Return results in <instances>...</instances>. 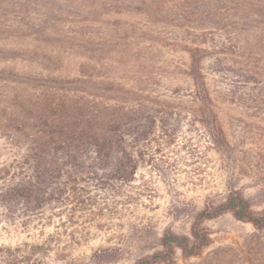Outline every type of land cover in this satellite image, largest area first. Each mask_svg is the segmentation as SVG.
<instances>
[{
	"label": "rangeland",
	"instance_id": "374dc122",
	"mask_svg": "<svg viewBox=\"0 0 264 264\" xmlns=\"http://www.w3.org/2000/svg\"><path fill=\"white\" fill-rule=\"evenodd\" d=\"M131 1L0 0V166L17 155L16 114L52 84L29 78L115 80L142 92L157 120L134 181L145 187L141 203L96 221L0 215V264L4 253L18 264H133L166 231L189 235L195 215L232 191L264 211V18L237 24L224 0H165L160 10ZM222 41L218 54L206 51ZM198 43L206 107L189 74ZM205 227L213 244L200 259L178 254V264H264V229L230 214Z\"/></svg>",
	"mask_w": 264,
	"mask_h": 264
},
{
	"label": "trees",
	"instance_id": "16d2710c",
	"mask_svg": "<svg viewBox=\"0 0 264 264\" xmlns=\"http://www.w3.org/2000/svg\"><path fill=\"white\" fill-rule=\"evenodd\" d=\"M162 1H150V5L160 10ZM195 1L184 0L183 4ZM224 1L237 12V24L252 26L264 18V0ZM223 29L216 28L219 34ZM222 45L223 41L218 42L206 51L218 54ZM201 47L198 43L190 50L189 74L195 95L202 100L200 105L206 107L211 90L205 58L198 56ZM216 67L218 64L209 70L214 72ZM29 80L40 86L52 84L41 86L44 90L38 106L16 114L17 155L0 166L1 217L7 222H53L56 218L63 222L96 221L114 217L120 206L141 203L145 187L134 184L135 176L157 126L155 116L143 103L142 92L115 80L88 76ZM227 214L257 230L264 229V211H253L239 191H232L223 200L206 204L195 215L189 235L166 231L159 248L133 264H178V254L184 261L200 259L213 244L205 223ZM4 251L0 248L1 253ZM1 257V264H18L7 253Z\"/></svg>",
	"mask_w": 264,
	"mask_h": 264
}]
</instances>
